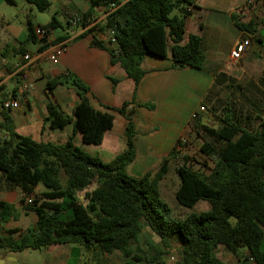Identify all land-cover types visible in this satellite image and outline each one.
<instances>
[{
	"label": "trees",
	"instance_id": "16d2710c",
	"mask_svg": "<svg viewBox=\"0 0 264 264\" xmlns=\"http://www.w3.org/2000/svg\"><path fill=\"white\" fill-rule=\"evenodd\" d=\"M7 1L15 4V0ZM26 1L40 12L52 5V0ZM111 1L90 0L88 10L71 14L66 24L71 25L80 17L82 22L77 24L88 26L94 20L96 9L107 10ZM190 6H197L196 0H130L90 28L89 31L98 29L107 37L106 40L94 37L91 46L108 51L112 63L120 65L135 82L133 98L120 107L103 105L104 111L97 109L89 96L90 87L75 75H70L69 79L58 75L49 80L50 91L68 81L79 96L71 116L48 102L45 119L52 129H64L74 122L75 131L82 134L84 143L100 145L105 134L114 127L112 112L126 119V147L111 161H103L75 145L76 132L61 144L38 141L22 134L16 129L10 109L3 108L0 189L19 188L21 197L19 205L0 201V230L4 223L19 220L21 210L35 213L37 224L18 238L14 236L18 228L8 229L7 235L0 233V249L19 252L75 244L67 264H79L82 248L109 254L119 251L130 257L131 245L138 241L145 225L161 239L164 247H169L174 238L180 241L178 264H225L215 254L219 246L235 255L245 249L247 260L264 264L263 78L260 94L251 101L250 114L254 116L245 113L246 118H242L235 107H225L219 128L203 123L200 115L193 122L192 131L208 136L201 146L208 158L203 168H195L189 155L180 156L176 146L155 172L147 171L139 177L127 172V166L136 158L135 109L156 108L153 102L137 101L139 85L148 72L143 65L146 56L170 57L172 69H200L206 61L199 35L190 34L185 42L186 22L192 14ZM232 19L239 30L256 31L255 21L242 22L235 14ZM65 28L63 22L53 16L51 21L38 26L42 31L39 39L34 22L28 18L26 42H46L49 35ZM65 37L59 36L53 44ZM50 45L43 44L39 51ZM24 51L21 47V52ZM109 79L115 89L120 80L112 76ZM213 97L206 98L205 102ZM247 118H256V121L249 122ZM175 160L179 161L177 173L181 180L175 192L178 203L193 208L205 201L210 205L208 210L191 213L184 219H167L171 208L163 200L159 185ZM40 185L45 189L38 194L36 190ZM92 186L95 187L90 189ZM157 260L155 255L151 262Z\"/></svg>",
	"mask_w": 264,
	"mask_h": 264
},
{
	"label": "crops",
	"instance_id": "0c3cea01",
	"mask_svg": "<svg viewBox=\"0 0 264 264\" xmlns=\"http://www.w3.org/2000/svg\"><path fill=\"white\" fill-rule=\"evenodd\" d=\"M213 1L222 3L223 0ZM263 3L261 1L259 4L262 5ZM64 6L67 22L71 14L75 15L76 13L87 11L90 6V0H68V3ZM33 8L35 7L33 6ZM33 8L31 9L33 10ZM190 10L192 12L194 10L201 12L203 8L197 2V6H190ZM105 11L104 8H97L94 15V23L92 22L90 26L84 27L80 24H75L73 21L71 25L63 23L66 26L65 30L52 33L46 42L37 43L34 48L30 47L29 43L26 42L27 30L22 41L12 34L1 36L0 33V121L3 119L1 111L6 108L4 101L9 98H15L18 100L19 106L8 109H10L9 113L18 132L32 137L34 135L41 136V138L45 134L55 133L57 129H52L49 122L45 119L48 115V102L58 105L60 109L71 116L73 108L79 101L76 89L68 81L58 85L53 91L48 89L49 80L58 75H62L67 79H69L70 75H75L82 79L91 89L89 96L93 105L102 111L105 110L103 105L120 107L123 102L133 98L135 82L128 78L120 65L112 63L111 55L108 51L91 46L94 37L100 40L107 39L106 35L98 29L89 31L97 23L106 19ZM229 14L231 19L232 15L235 14L240 21L247 23L248 21L244 15H250L251 8L241 12L240 15L237 14V11L230 9ZM256 14L260 15L257 11ZM241 15L244 18L241 19ZM188 21L189 17L186 22L185 42L190 34H196L202 38L203 48L207 57L202 68L184 67L172 69L173 60L170 57L163 58L155 55H147L143 63L144 68L148 72L139 85L137 101L141 103L153 102L156 105L155 110H149L146 107H136L133 115L137 129L135 136L136 158L134 161H140L142 170H146L144 172L150 170L147 168L149 162L157 161V164H159L176 147L179 138L192 131L191 116L193 112L200 110L206 98L211 95H218L222 87L219 83L225 80L226 73L232 71L227 70L223 59L218 60L214 53L215 51L212 50L223 48L222 40L219 37L206 36L202 24L201 27L190 29ZM232 23L234 24L233 19ZM39 25L41 24H35L38 38L40 39L42 35L38 30ZM0 28H3L1 24ZM261 30L259 31L261 35L258 36L257 43L253 41L251 47L258 46V44L259 46L263 45L264 37ZM241 35L242 31L238 29V35L226 47L227 56L225 58L232 65H236L239 62L233 63L231 61L230 52ZM59 36L66 37L63 41L53 44ZM46 43L51 45L46 50L39 51L40 47ZM61 43H66L68 50L57 63H53L48 59L47 53ZM21 47L25 49L24 52H21ZM27 54H30V59L25 58ZM247 55L248 52L243 56L242 61ZM109 76L120 80L115 89ZM26 84L30 85L29 89L24 88ZM23 102L26 103L27 110L20 109ZM112 113L115 117L114 127L105 134L103 143L97 145L99 147L97 156L104 161L106 160V162L114 159L119 154V151L120 153L123 152L126 147L125 131L127 121L119 113ZM68 127H71L70 135L76 132L74 137L75 145L79 146L76 139L84 143L82 134L75 131L74 122L63 130ZM20 197L21 191L19 188L0 189V201L19 205ZM29 214L36 215L35 213H25L21 210L20 219L23 215ZM35 217L37 224V216ZM19 220H10L4 223L0 233L7 235L8 229L18 228L19 231L14 235L15 238H18L29 228H35L34 226L24 228L18 224ZM9 224L13 225L8 227ZM67 245L70 244H58L47 247L46 251L50 255V260L46 264H67L72 247L68 249ZM240 251L244 253L235 255L227 250L225 257L220 256V258L225 264H256L253 259H246L247 250L242 249ZM4 262V259L0 257V263Z\"/></svg>",
	"mask_w": 264,
	"mask_h": 264
},
{
	"label": "rangeland",
	"instance_id": "374dc122",
	"mask_svg": "<svg viewBox=\"0 0 264 264\" xmlns=\"http://www.w3.org/2000/svg\"><path fill=\"white\" fill-rule=\"evenodd\" d=\"M196 1L199 3L200 7L203 8V11L194 10V12H192L189 16L188 27L193 29L201 27L202 24L206 36L219 37L224 47L212 50L215 51L214 53L218 60L223 59L227 70H232L226 73L225 80L221 81L220 85H222V87L218 95H215L212 100L202 104L206 107V110L200 114L201 121L210 127L219 128L221 125V116L225 107H230L232 109L235 107L238 112H241L239 114L242 118H246L247 115L245 113L254 116V114H250L252 111L251 101L260 94L259 91L262 89L260 81L262 78L264 80V43L262 46L258 44V46L251 47L250 50H248L247 57L243 61L241 59L236 65H232L229 61H226V47L236 38L238 29L232 23L229 10H235L237 14L240 15V11L245 7L247 0H223L222 3L214 2L213 0ZM259 1L264 2V0ZM52 2V6L49 9L40 12L33 8L26 0H15V4H10L7 0H0V24L3 27L0 28L1 36L12 34L22 41L26 34V22L28 17L31 18L36 25L48 23L53 16H56L66 24L64 5L68 3V0H52ZM259 3L258 5L255 4L251 6L250 15H244L248 22L250 20L255 21L256 31L251 34L254 35L253 41L256 43L258 36L261 35L259 32L261 29L264 37V3L262 5ZM31 8H33V10ZM256 11L259 12L260 15L256 14ZM244 17L241 15L240 18L242 19ZM28 45L32 48L35 47L33 43H29ZM20 109L27 110L26 103L23 102ZM195 120L197 121V119H192V123ZM254 120L256 121V118H253V120L252 118H247L249 122ZM70 133L71 127H68L65 130L57 129L55 133L52 134H45L42 138L41 136L35 135L33 137L39 141H52L61 144L67 140ZM201 134L191 131L183 135L186 141L185 144L182 145V150L178 152L180 156L189 155L195 168H203L202 164L208 160L207 156L201 150L204 139L208 136L204 132ZM76 142L84 151L93 156H97L99 150L97 145H87L78 139H76ZM157 163V161L149 162L147 164V168L150 169L149 171L155 172L158 170L161 162L159 164ZM178 163V160L171 163L169 173L162 179L159 185L163 200L171 208V213L167 215V219H184L191 213H200L210 208V205L205 201L197 203L193 208H188L178 203L175 196V192L181 182L177 173ZM142 169L140 161H134L127 166L128 174L136 177L142 176L145 173L144 171L146 170ZM94 187L95 186H92L90 189ZM44 189L45 188L40 185L36 191L40 194ZM81 197H83V193H81ZM35 216L36 215L33 214L23 215L18 221V224L24 228L36 227ZM11 225L13 224H9L8 227H11ZM73 245L75 244L67 245V248L69 249ZM131 249L132 255L130 257H125L119 251L109 254L102 253L99 250L87 251L85 248H82L79 264H128V262L135 264H157V262L178 264L182 247L177 238L173 239L169 247H164L161 239L149 227L144 225L138 241L131 245ZM0 252V257L5 261L0 264H46L50 260V255H48L46 248L42 250L26 249L19 252L1 249ZM226 252L227 250L220 246L215 254L218 257H225L224 255ZM243 253V251L239 252V254ZM155 255L158 257L157 262H151ZM135 256H140V258L135 259Z\"/></svg>",
	"mask_w": 264,
	"mask_h": 264
},
{
	"label": "built area",
	"instance_id": "2783aa9c",
	"mask_svg": "<svg viewBox=\"0 0 264 264\" xmlns=\"http://www.w3.org/2000/svg\"><path fill=\"white\" fill-rule=\"evenodd\" d=\"M130 0H113L111 1L108 6L107 10L105 11V17H107L110 13L116 11L119 9L122 5H124L126 2ZM261 2L259 0H247L245 7L242 8L240 12H244L246 9L251 8L252 5H255ZM75 24L80 23L81 24V18L77 17L74 21ZM93 21H91L92 23ZM91 23L88 25L90 26ZM94 23V22H93ZM96 24V23H95ZM39 33L42 35V31L39 30ZM254 35L251 33H247L245 31H242L241 37L238 39L234 47L231 49L230 52V59L233 63H237L240 61L243 56L248 52L249 48L252 46ZM115 41V39L113 40ZM68 46L66 43H61L55 47H53L51 50L48 51L47 57L48 59L53 62L57 63L60 58L67 52ZM26 59H30V54L25 55ZM30 85L26 84L24 86L25 89H29ZM4 106L6 108H17L19 106V102L15 98H9L4 101ZM206 110V107L204 105L201 106L199 111H195L192 114V119H196L199 117L201 112H204ZM186 138L184 136L180 137L178 140V144L176 145L178 150H182V145L185 144ZM28 202H31V199H28Z\"/></svg>",
	"mask_w": 264,
	"mask_h": 264
}]
</instances>
